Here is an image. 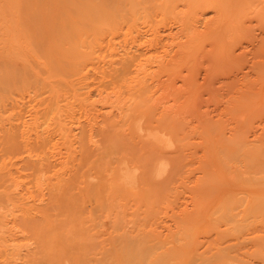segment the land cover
Segmentation results:
<instances>
[{"label":"rangeland","instance_id":"rangeland-1","mask_svg":"<svg viewBox=\"0 0 264 264\" xmlns=\"http://www.w3.org/2000/svg\"><path fill=\"white\" fill-rule=\"evenodd\" d=\"M232 1L207 39L217 14L189 0H0V264H264V0ZM178 23L189 35L204 23L199 41L185 30L196 52Z\"/></svg>","mask_w":264,"mask_h":264},{"label":"bare ground","instance_id":"bare-ground-1","mask_svg":"<svg viewBox=\"0 0 264 264\" xmlns=\"http://www.w3.org/2000/svg\"><path fill=\"white\" fill-rule=\"evenodd\" d=\"M168 1H169V0H168ZM189 1H190V3H188V4L190 5V7H194L195 10L198 9L199 7H200L201 9H202V8H203V9H207V8L209 9V8H210V11H211V9H213L214 12L217 14V15H215L216 17L213 16L212 19H210L211 17H210L209 19L206 18L207 20H211V21H213V22L209 21V22H207V23H205V24L203 23V24L206 26L207 30H206V29H204V31H202L203 29L201 30L203 24H201V25H202L201 28H200L201 31L197 28L200 32H203V34H204V32L209 33L208 30H210V31H211V30H217V32H218L219 30L217 29V27H219V26L222 24V22H223L222 20H223L224 13H227L228 16H229V13L232 12V11H228V12H226V10H230V8L235 7V5H236V4L230 2V1H232V0H230L229 2H230L233 6H231L229 2H227V3L225 4L226 0H225V2H224V0H221L223 3H221L220 0H189ZM218 1H219V2H218ZM233 1H235V0H233ZM233 1H232V2H233ZM253 1H254V0H253ZM255 1H256V0H255ZM177 2L179 3V1H177ZM239 2H240V3H239ZM239 2L236 1V3H238V5L242 4V0H240ZM248 2H249V4H250V2L252 3V1H250V0H249V1L246 0V3H248ZM90 3H91V2H90ZM140 3H141V2H140ZM171 3H172V2H171ZM180 3H181V2H180ZM260 3H261V2H260ZM263 3H264V1H263ZM73 4H74V3H73ZM93 4H94V3H93ZM93 4H91V6H92ZM183 4H184V3H183ZM183 4H181V5L183 6ZM222 4H224L227 8H226L224 5H222ZM228 4H229V8H228ZM242 5H243V4H242ZM94 6H95V5H94ZM94 6H92V7H94ZM171 6H172V4H171ZM171 6H170V7H171ZM184 6H185V4H184ZM223 6H224V7H223ZM172 7H174V4H173ZM179 7H181V6H179ZM185 7H186V6H185ZM185 7H183V9L181 8L182 11L184 10ZM258 7H259V6H258ZM188 8H189V6H188ZM225 8H226V10H225ZM237 8H238V7H237ZM94 9H95V8H94ZM94 9H93V10H94ZM171 9H173V8H171ZM175 9H176V7H175ZM177 9H178V8H177ZM186 9H187V8H186ZM240 9H241V8H240ZM70 10H72V9L70 8ZM114 10H115V9H114ZM173 10H174V9H173ZM190 10H191V8H190ZM193 10H194V9H193ZM231 10H232V9H231ZM236 10H237V9H236ZM257 10L260 11L259 8H257ZM257 10H252V11H255L254 13H256V16L259 15V14H257L258 12H256ZM161 11H162V9H161ZM163 11H165V10H163ZM180 11H181V10H180ZM180 11H178V12H180ZM182 11L180 12V14H178V13H176V11L174 10V12H175L176 14L180 15V17H182L181 15H184V13H185V14L187 13V12H184V11H185V10H184V11H183V14H182ZM199 11H200V10H199ZM199 11H198V12H199ZM203 11H204V10H203ZM234 11H235V10H234ZM171 12H173V11H171ZM174 12H173V13H174ZM192 12H193V11H192ZM196 12H197V11H196ZM198 12H197V13H198ZM212 12H213V11H212ZM246 12H247V11H246ZM10 13H11V12H10ZM200 13H201V12H199L198 14H200ZM202 13H203V12H202ZM259 13H260V12H259ZM11 14H12V13H11ZM11 14H9V15H11ZM161 14H163V12H162ZM165 14H166V13H165ZM165 14H163V15H165ZM188 14H189V13H188ZM190 14H191V13H190ZM190 14H189V15H190ZM192 14H193V13H192ZM227 14H225V16H224V21H225L226 19L228 20ZM262 14H263V13H262ZM71 15H72V14H71ZM169 15H170V14H169ZM171 15H172V14H171ZM178 15H172V16H174V18H175V16L177 17ZM186 15H187V14H186ZM189 15H188V16H189ZM201 15H202V14H201ZM231 15H232V14H231ZM231 15H230V16H231ZM263 15H264V14H263ZM12 16H13V14H12ZM124 16H125V15H124ZM167 16H168V14H167ZM188 16H185L186 18H185V20L183 21V22H184V25H185V23H186V19H187ZM191 16H192V15H191ZM191 16H190L189 18H191ZM203 16H204V15H203ZM256 16H255V17H256ZM1 17H4V16L1 15ZM10 17H11V16H10ZM61 17H62V16H61ZM63 17H64V16H63ZM145 17H146V16H144V18H145ZM195 17H196V16H195ZM214 17L216 18V20H213ZM225 17H226V18H225ZM258 17H259V16H258ZM258 17H257V18H258ZM69 18H70V17H69ZM163 18H164V17H163ZM183 18H184V16H183ZM196 18H197V17H196ZM251 18H252V17H251ZM262 18H263V17H262ZM152 19H153V18H152ZM175 19H176V18H175ZM180 19H182V18H180ZM199 19H200V18H198V20H199ZM229 19H230V18H229ZM248 19H249V18H248ZM258 19H259V18H258ZM12 20H14V19H12ZM44 20H45V19H44ZM65 20H66V18H65ZM149 20H150V19H149ZM149 20H148V21H149ZM189 20H190V19H189ZM189 20H187V21H189ZM196 20H197V19H196ZM198 20H197L196 22L199 23ZM202 20H203V19H202ZM241 20H242V19H241ZM66 21H67V20H66ZM72 21H73V20H72ZM151 21H152V20H151ZM159 21H162V19L159 20ZM174 21H175V20H174ZM179 21H180V20H179ZM181 21H182V20H181ZM192 21H195V20H192ZM203 21H205V20H203ZM244 21H245V20H244ZM260 21H261V18H260ZM8 22H9V21H8ZM62 22H63V21H62ZM67 22H68V21H67ZM152 22H154V21H152ZM162 22H163V21H162ZM190 22H191V21H189L188 24H190ZM200 22H201V21H200ZM205 22H206V21H205ZM229 22H230V21H229ZM13 23H14V22H13ZM13 23H12V25H13ZM70 23H71V22H70ZM156 23H158V22H156ZM156 23H154V24H156ZM193 23H194V22H193ZM261 23L263 24L264 21H262ZM1 24H2V22H1ZM10 24H11V22H10ZM178 24H179V23H178ZM181 24H182V22H181ZM191 24H192V22H191ZM225 24H226L225 26H228V25H227L228 23L225 22ZM58 25H59V24H58ZM192 25H195V24H192ZM192 25H191V26H192ZM234 25H235V24H234ZM236 25H237V24H236ZM36 26H37V25H36ZM66 26L68 27V26H69V23H68V25H66ZM156 26H157V25H156ZM179 26H180V24H179ZM12 27H13V26H12ZM39 27H40V26H39ZM41 27H43V26H41ZM41 27H40V28H41ZM73 27H74V26H73ZM195 27H196V26H195ZM223 27H224V26H223ZM238 27H239V26H238ZM50 28H51V27H50ZM59 28H60V27H59ZM180 28L183 29V31L186 30V29L184 30V27H182V25L180 26ZM240 28H241V27H240ZM5 29H6V28H5ZM60 29H61V28H60ZM67 29H69V28H67ZM154 29H155V28H154ZM192 29H193V30H192L193 34H191V35H192V37L194 38V35H195V34L197 35L198 31H197V29L194 28V27H192ZM221 29H222V28H221ZM224 29H225V28H224ZM226 29H227V27H226ZM234 29L236 30L237 27H234ZM243 29H244V28H243ZM246 29H247V28H246ZM9 30H10V29H9ZM44 30H45V29H44ZM50 30H51V29H50ZM205 30H206V31H205ZM34 31H35V30H34ZM45 31H46V30H45ZM52 31H55V30H51V32H52ZM67 31L69 32V30H67ZM180 31H181V30H180ZM183 31H181L182 34H183ZM186 31H187V30H186ZM186 31H185L184 34H186ZM188 31H189V29H188ZM188 31H187V34L189 33ZM226 31H227V30H226ZM226 31H225V32H226ZM237 31H238V30H237ZM6 32H7V31H6ZM64 32H65V31H64ZM190 32H191V31H190ZM192 32H191V33H192ZM194 32H197V33L194 34ZM200 32H199V33H200ZM225 32L223 31V33H225ZM12 33L14 34V32H12ZM40 33H41V32H40ZM69 33H70V32H69ZM71 33H72V32H71ZM157 33H158V32H157ZM176 33H177V32H176ZM215 33H216V32H215ZM226 33H227V32H226ZM226 33H225L224 35H226ZM235 33H236V32H235ZM7 34H8V33H7ZM178 34H179V33H178ZM184 34H183V37H184V38H187V40L185 39L187 42H186V41H185V42L183 41V42H182L183 44H181V45H184L185 43H188V44H189L188 41H190V39H192V42H194V40L196 41V40H198V39H201V38H199L200 36H198L199 34H198L197 36L195 35L196 38H195L194 40H193V38L191 37V35L188 34V36H190V39H189L188 36H187V34H186V35H184ZM238 34H239V33H238ZM238 34H237V35H238ZM176 35H177V34H176ZM204 35H205V34H204ZM207 35H209V34H207ZM207 35H205V36H207ZM220 35H221V33H220ZM228 35H229V34H228ZM245 35H246V32H245ZM61 36H62V35H61ZM186 36H187V37H186ZM217 36H218V35H217ZM217 36H216V37H211V38H217ZM222 36H223V35H222ZM226 36H227V35H226ZM226 36H225V37H226ZM66 37H67V36H66ZM177 37H178V36H177ZM181 37H182V36H181ZM197 37H198V38H197ZM10 38H11V36H10ZM12 38H13V37H12ZM12 38H11V39H12ZM178 38H179V37H178ZM205 38L208 39L209 37L207 36V37H205ZM211 38H209V39H211ZM220 38H221V37H220ZM222 38H223V37H222ZM141 39H142V38H141ZM207 39H206V41H207ZM228 39H229V38H228ZM4 40H5V39H4ZM13 40H15V39L13 38ZM64 40H65V39H64ZM174 40H175V37H174ZM180 40H181V39H180ZM221 40H222V39H221ZM198 41H199V40H198ZM198 41H197V43H198ZM216 41H218V40H216ZM216 41L214 40L213 43L215 44ZM226 41H227V38H226ZM3 42H4V41H3ZM13 42H15V41H13ZM201 42H202V41L200 40V43H198V44L200 45ZM207 42H208V41H207ZM15 43H16V42H15ZM176 43H177V42H176ZM180 43H181V42H180ZM190 43H191V42H190ZM197 43H196V44H197ZM223 43H224V42H223ZM228 43H229V42H228ZM228 43H227V44H228ZM231 43H232V42H231ZM18 44H19V43L17 42V45H18ZM174 44H175V43H174ZM178 44H179V41H178ZM188 44L184 45L185 48H186V47H189V45H190V47H189L190 49H192V47H193V49H195V48L198 49V48H197V47H198V44H197V45L194 44V45H196L195 48H194L193 45L191 46L192 43L189 44V45H188ZM227 44H226V45H227ZM19 45H20V44H19ZM28 45H29V44H28ZM175 45H176V44H175ZM210 45L213 46V44H210ZM224 45H225V44H224ZM173 46H174V45H173ZM215 46H216V45H215ZM177 47H179L178 49H180V48H181L180 44H179ZM177 47H176V48H177ZM210 47H211V46H210ZM217 47H218V46H217ZM185 48H184V49H185ZM202 48H203V47H202ZM205 48H206V47H205ZM220 48H222V50L220 49L221 51H224V49H223L224 47H223L222 41H221ZM173 49H174V48H173ZM187 49H188V48H187ZM193 49H192V50H193ZM218 49H219V48H218ZM233 49H234V48H233ZM19 50H20V49H19ZM80 50H81V48H80ZM145 50H146V49H145ZM181 50H182V49H180L179 51H181ZM185 50H186V49H185ZM185 50H183V51L185 52ZM200 50H201V49H200ZM211 50H212V49H211ZM170 51H171V50H170ZM193 51H195V50H193ZM209 51H210V50H209ZM218 51H219V50H217V51L215 50V54H216V52H218ZM221 51H220V52H221ZM225 51H227V50H225ZM11 52H12V51H11ZM13 52H14V51H13ZM80 52H81V51H80ZM195 52H196V51H195ZM213 52H214V51H213ZM7 53H8V52H7ZM15 53H16V52H15ZM15 53H13V54H15ZM17 53H18V52H17ZM17 53H16V54H17ZM167 53H168V52H167ZM169 53H171V52H169ZM181 53H182V52H181ZM190 53H191V52H190ZM225 53H226V52H225ZM229 53H230V52H229ZM10 54H11V53H10ZM16 54H15V55H16ZM25 54H26V53H25ZM183 54L185 55V53H183ZM219 54H220V53H219ZM221 54H222V53H221ZM5 55H6V54H5ZM17 55H19V54H17ZM26 55H27V54H26ZM188 55H189V54H188ZM212 55H213V54H212ZM216 55H217V54H216ZM22 56H23V55H22ZM127 56H128V55H127ZM145 56H146V55H145ZM155 56H156V55H155ZM164 56H165V54H164ZM168 56H169V55H168ZM173 56H176V55L173 54L172 57H173ZM201 56H202V55H201ZM217 56H218V55H217ZM8 57H9V56H8ZM16 57H20V56H16ZM151 57L153 58V56H151ZM157 57H160V56H157ZM166 57H167V56H166ZM177 57H178V56H177ZM214 57H215V56H214ZM225 57H226V56H225ZM2 58H3V57H2ZM39 58H40V57H39ZM146 58H147V57H146ZM149 58H150V56H149ZM184 58H185V57H184ZM184 58H183V59H184ZM7 59H8V58H7ZM7 59H6V60H7ZM18 59H19V58H18ZM27 59H28V58H27ZM41 59H42V58H41ZM129 59H130V57H129ZM162 59H163V57H162ZM165 59H166V58H165ZM165 59H164V60H165ZM171 59H172V58H171ZM171 59H170V60H171ZM176 59H177V58H176ZM199 59H200V58H199ZM11 60H12V59H11ZM130 60H131V59H130ZM133 60H134V59H133ZM137 60H138V59H137ZM147 60H148V59H147ZM147 60H146V61H147ZM150 60H151V58H150ZM152 60H154V59H152ZM156 60H159V59H156ZM173 60H175L174 57H173ZM126 61H127V60H126ZM161 61H163V60H161ZM176 61L179 62L180 59H177ZM195 61H196V60H195ZM1 62H2V61H1ZM26 62H27V61H26ZM52 62H53V61H52ZM129 62H130V61H129ZM140 62H141V61H140ZM144 62H145V61H144ZM156 62H157V61H155V64H156ZM163 62H165V61H163ZM172 62H173V61H172ZM180 62H181V61H180ZM141 63H142V62H141ZM146 63L149 64V63H152V62H146ZM146 63H145V64H146ZM165 63H166V62H165ZM165 63H164V64H165ZM54 64H55V63H54ZM145 64H144V66H145ZM157 64H158V62H157ZM160 64H161V62H160ZM160 64H159V66L157 65L158 68L163 67V66H162L163 64H162V65H160ZM172 64H174V63H172ZM52 65H53V64H52ZM131 65H132V64H131ZM142 65H143V64H142ZM142 65H141V68H142ZM149 65H150V64H149ZM149 65H148V66H149ZM151 65H153V64H151ZM166 65L169 66L170 64L168 63V64H166ZM190 65H191V64H190ZM7 66H8V65H7ZM47 66H48V65H47ZM71 66H72V65H71ZM135 66H136V65H135ZM185 66H186V65H185ZM257 66H258V65H257ZM9 67H10V66H9ZM11 67H12V66H11ZM45 67H46V66H45ZM48 67H49V66H48ZM58 67H59V65H58ZM138 67H139V66H138ZM145 67H146V66H145ZM145 67H144V68H145ZM164 67H166V66H164ZM175 67H176V66H175ZM177 67H179V66H177ZM59 68H60V67H59ZM139 68H140V67H139ZM139 68H138V71H139ZM167 68H168V67H167ZM254 68H255V67H254ZM12 69H13V68H12ZM14 69H15V68H14ZM142 69H143V68H142ZM142 69H140V72L142 71V73H144V72H145V71H144L145 69H143V70H142ZM179 69L181 70V68H179ZM256 69H257V68H256ZM10 70H11V69H10ZM55 70L57 71V69H55ZM146 70H147V69H146ZM153 70L155 71V69H153ZM153 70H151V71H153ZM177 70H178V69H177ZM180 70H179V71H180ZM17 71H18V69H17ZM160 71H162V70L160 69L158 72H160ZM4 72H5V71H4ZM28 72H29V71H28ZM35 72H36V71H35ZM54 72H55V71H54ZM104 72H105V71H104ZM140 72H139V73H140ZM155 72H157V70H156ZM176 72H177V71H176ZM262 72H263V71H262ZM17 73H18V72H17ZM136 73H137V72H136ZM145 73H147V72H145ZM149 73H150V72H149ZM177 73H178V72H177ZM112 74H113V72H112ZM132 74H133V72H132ZM137 74H138V73H137ZM147 74H148V73H147ZM147 74H146V75H147ZM161 74H163V73H161ZM36 75H37V74H35V76H36ZM138 75H139V74H138ZM138 75H137V76H138ZM146 75H145L144 77H139V78H138V77H137V78L135 77L136 79L133 78L134 83H137V81H138V83L135 84V86L138 85V86H139V87L137 86V87H138V90L141 91V92L146 91V89H147V84L149 83V82L147 83L148 80H147V78H146ZM57 76H58V75H57ZM135 76H136V75H135ZM147 76L150 77L151 75L148 74ZM158 76H160V73H159ZM174 76H175V75H174ZM176 76H177V75H176ZM36 77H37V76H36ZM130 77H131V76H130ZM130 77H129V78H130ZM153 77H154V76H153ZM153 77L151 76L152 80H153ZM168 77H169V76H168ZM179 77H180V76H179ZM61 78H62V77H61ZM155 78H156V76H155ZM158 78H159V77H158ZM164 78H165V77H164ZM174 78H175V77H174ZM189 78H191V77H189ZM116 79H117V78H116ZM121 79H122V78H120V80H118V81L120 82ZM168 79H169V78H168ZM180 79H181V78H180ZM193 79H195V78H193ZM193 79H192V80H193ZM263 79H264V76H263ZM0 80H1V79H0ZM43 80H44V79H43ZM123 80H124V79H123ZM125 80H127V78H126ZM173 80H174V79H173ZM176 80H177V78H176ZM127 81H128V80H127ZM135 81H136V82H135ZM157 81H159V80H157ZM157 81H156V82H157ZM161 81H162V80H160V83H161ZM167 81H168V80H167ZM189 81H191V79H190ZM119 82H118V83H119ZM122 82H123V81H122ZM124 82H125V81H124ZM131 82H132V81H131ZM131 82H130L129 84H131ZM156 82H155V83H156ZM168 82H169V81H168ZM185 82L188 83V81H185ZM192 82H193V81H192ZM23 83H24V82H23ZM120 83H121V82H120ZM127 83H128V82H126V84H127ZM132 83H133V82H132ZM150 83H151V82H150ZM153 83H154V82H153ZM249 83L251 84V82H249ZM123 84H124V83H123ZM126 84H124V85H125V86L129 85V84H127V85H126ZM163 84H164V82H163ZM167 84H168V83H167ZM183 84H184V83H183ZM190 84H191V83H190ZM250 84H249V85H250ZM124 85H123V86H124ZM150 85H151V84H150ZM161 85H162V84H161ZM170 85L172 86V84H170ZM184 85H186V84H184ZM56 86H57V85H56ZM129 86H130V85H129ZM132 86H133V85H131V87H132ZM155 86H156V84H155ZM159 86H160V85H159ZM164 86H165V84H164ZM173 86H174V85H173ZM175 86H176V85H175ZM192 86H193V85H192ZM131 87H130V88H131ZM137 87H134V89H130V90L128 89L129 93H131V91H132L133 96H134V95H135V92L138 91V90H137V91L135 90V88L137 89ZM153 87H154V86L152 85V88H153ZM166 87H167V86H166ZM177 87H178V86H177ZM184 87H186V86H184ZM187 87H189L190 89H192V88H191L190 86H188V85H187ZM187 87H186V89H187ZM113 88H114V87H113ZM132 88H133V87H132ZM154 88H155V87H154ZM154 88H153L152 91H154ZM156 88L159 89L158 85H157ZM162 88H163V87H162ZM162 88L160 87V90H161ZM171 88H173V87H170V89H171ZM189 88H188L187 90H189ZM157 89H156V91H157ZM168 89H169V88H168ZM134 90H135V91H134ZM160 90H159V91H160ZM176 90H177V89H176ZM257 90H258V89H257ZM163 91H167V88L164 87V90H163ZM172 91H175V90L173 89ZM178 91H179V90H178ZM183 91H185V90H183ZM194 91H195V90H194ZM243 91H244V90H243ZM243 91H241V92H243ZM57 92H58V91H57ZM114 92H115V91H114ZM157 92H158V91H157ZM157 92H156V93H157ZM116 93H118V92H116ZM132 93H131V94H132ZM165 93H166V92H165ZM256 93H257V92H256ZM110 94H111V93H110ZM114 94H115V93H114ZM138 94H139V93H138ZM189 94H190V93H189ZM111 95H112V94H111ZM150 95H151V94H150ZM153 95H154V94H153ZM156 95H157V94H156ZM159 95H160V94H159ZM164 95H165V94H164ZM108 96H109V95H108ZM133 96L131 97V95H130V99H129V100H131L130 102H133V99H131V98H133ZM162 96H163V94H162ZM190 96H191V95H190ZM239 96H240V95H239ZM31 97H32V96H31ZM104 97H105V96H104ZM114 97H115V96H114ZM120 97H121V96H120ZM145 97H146V96H145ZM152 97H153V96H152ZM154 97H155V96H154ZM243 97H244V96H243ZM78 98H79V97H78ZM80 98H81V97H80ZM97 98H98V97H97ZM99 98H100V97H99ZM109 98H110V97H109ZM111 98H112V97H111ZM117 98H118V96L116 95L115 100H116ZM137 98H138V97H137ZM137 98H136V95H135L134 99L136 100V102H137ZM241 98H242V96H241ZM95 99H96V98H95ZM100 99H101V98H100ZM122 99H123V98H122ZM165 99H166V97H165ZM165 99H164V100H165ZM195 99H196V98H195ZM56 100H57V99H56ZM84 100H85V99H84ZM84 100H83V101H84ZM101 100H102V99H101ZM112 100H113V98H112ZM115 100H114V101H115ZM117 100H120V98L117 99ZM151 100H153V99H151ZM71 101H72V100H71ZM120 101H121V100H120ZM120 101H118V102H119V103H122V102H123V101H122V102H120ZM138 101H139V100H138ZM67 102H68V101H67ZM67 102H66V103H67ZM89 102H90V101H89ZM98 102H99V101H98ZM100 102H101V101H100ZM100 102H99V103H100ZM108 102H109V101H108ZM108 102H107V103H108ZM110 102H111V100H110ZM127 102H128V101H127ZM139 102H140V101H139ZM155 102H156V101H155ZM162 102H163V101H162ZM175 102H176V101H175ZM49 103H50V102H49ZM73 103H74V102H73ZM93 103H94V102H93ZM96 103H97V102H96ZM112 103H113V102H112ZM112 103H111V104H112ZM133 103H134V102H133ZM150 103H152V101H151ZM169 103H170V102H169ZM30 104H31V103H30ZM86 104H87V103H86ZM124 104H126V103H124ZM134 104H135V103H134ZM140 104H142V103H140ZM154 104H155V103H154ZM154 104H153V105H154ZM158 104H159V102H158ZM175 104H176V103H175ZM175 104H174V105H175ZM180 104H181V103H180ZM103 105H104V104H103ZM107 105H110V104H107ZM113 105H114V104H113ZM119 105L121 106V108H122V106H124V105H121V104H118V105H117L116 103H115L114 106L116 107V106H119ZM127 105H128V104H127ZM127 105H126V106H127ZM137 105H138V102H137ZM146 105H147V104L145 103V106H146ZM153 105H152V106H153ZM172 105H173V104H172ZM182 105H183V104H182ZM51 106H52V105H51ZM75 106H76V105H75ZM114 106H113V107H114ZM120 106H119V107H120ZM133 106H134V105H133ZM169 106H170V105H169ZM180 106H181V105H180ZM55 107H56V106H55ZM109 107H110V106H109ZM141 107H144V106H141ZM148 107H150V105H149ZM148 107H147V108H148ZM155 107H156V105H155ZM176 107H177V106H176ZM16 108H17V107H16ZM56 108H57V107H56ZM111 108H112V106H111ZM127 108H128V107H127ZM138 108H140V107H138ZM180 108H181V107H180ZM122 109H123V108H122ZM142 109H143V108H142ZM145 109H146V108H144L143 111H145ZM148 109H149V108H148ZM163 109H165V108H163ZM171 109H172V108H171ZM174 109H176V108H174ZM123 110H124V109H123ZM138 110H139V109H138ZM140 110H141V109H140ZM140 110H139V111H140ZM184 110H185V109H184ZM119 111H120V110H119ZM125 111H126V107H125ZM135 111H136V110H135ZM165 111H166V110H165ZM173 111H174V110H173ZM88 112H89V111H88ZM136 112L138 113V111H136ZM141 112H142V111H141ZM141 112H140V113H141ZM184 113H185V111H184ZM184 113H183V114H184ZM64 114H65V113H64ZM124 114H125V113H124ZM175 114H176V113H175ZM126 115H127V117H128V114H126ZM142 115H143V114H142ZM142 115H141V116H142ZM143 116H144V115H143ZM123 118H125V116H124ZM129 118H132V117L129 116ZM129 118H128V119H129ZM133 118H134V117H133ZM133 118H132V119H133ZM136 118H137V117H136ZM132 119H131V120H132ZM175 119H176V118H175ZM57 120H58V119H57ZM131 120H130V121H131ZM134 122H135V121H134ZM143 122L146 124V121H143ZM139 123H140V122H139ZM139 123L137 122V125H138ZM59 124H60V123H59ZM72 124H73V123H72ZM128 124H130V122H129ZM145 124H144V125H145ZM147 124H148V123H147ZM147 124H146V126H147ZM60 125H61V124H60ZM70 125H71V124H70ZM132 125H135V126H136V124H132ZM139 125H140V124H139ZM141 125H142V124H141ZM61 126H62V125H61ZM67 126H68V125H67ZM129 126H130V125H129ZM135 126H134V127H135ZM148 126H149V125H148ZM55 127H56V126H55ZM86 127H87V126H86ZM149 127H150V126H149ZM61 128L63 129V126H62ZM64 128H65V127H64ZM145 128H146V127H145ZM203 128H205V127L203 126ZM65 129H66V128H65ZM68 129L70 130V128H68ZM146 129L148 130L149 128H146ZM155 129H156V128H155ZM11 130H12V129H11ZM20 130H21V129H20ZM63 130H64V129H63ZM69 130H67V134H70V133H68ZM138 130H139V129H138ZM144 130H145V129H144ZM144 130H143V132H145ZM147 130H146V132H147ZM150 130H151V129H150ZM150 130H149V131H150ZM164 130H165V129H164ZM64 131H65V130H64ZM140 131H142V130H140ZM167 131H168V130H167ZM151 132H152V130H151L150 133H148V134H149V135H150V136H151L156 142H158L159 144L161 143L162 146L165 145V144L167 143V140L163 137V136H165V135H163V136L159 135V134L162 133L163 131H161L159 134H158V133H154V132L151 133ZM16 133H17V132H16ZM62 133H63V131H62ZM163 133H164V132H163ZM168 133H169V132H168ZM67 134L65 135V132H64V134H62V135H63V137H65V136L68 137ZM148 134H147V135H148ZM64 135H65V136H64ZM11 136H12V135H11ZM69 136H70V135H69ZM92 136H93V135H92ZM139 136H140V135H139ZM167 136H168V135H166V137H167ZM43 138H44V137H43ZM68 138H69V137H68ZM12 139H13V138H12ZM90 139H91V138H90ZM8 140H9V139H8ZM40 141H41V140H40ZM43 141H44V140H43ZM70 141H71V140H70ZM115 141H116V140H115ZM151 141H152V140H151ZM217 141H218V140H217ZM219 142H220V141H219ZM41 143H42V142H41ZM44 143H45V142H44ZM49 143H50V142H49ZM62 143H63V142H62ZM38 144H39V143H38ZM65 144L67 145V148H68V144H67L66 142H65ZM69 144H70V142H69ZM201 144H203V143H201ZM212 144H213V143H212ZM217 144H218V142H217ZM35 145H36V144H35ZM40 145H41V144H40ZM45 145H46V144H45ZM63 145H64V144H63ZM113 145H114V144H113ZM151 145H152V144H151ZM16 146H17V145H16ZM42 146H43V145H42ZM69 146H70V145H69ZM210 146H211V145H210ZM9 147H10V146H9ZM204 148H205V147H204ZM206 148H207V147H206ZM262 148H263V147H262ZM69 149H71V147H70ZM75 149H76V148H75ZM162 149H164V148H162ZM207 149H208V148H207ZM207 149H206V151H207ZM210 149H212V148H210ZM113 150H115V149H113ZM12 151H13V150H12ZM66 151H67V150H66ZM71 151H72V150H71ZM46 152H47V151H46ZM115 152H116V151H115ZM115 152H114V153H115ZM208 152H209V151H207V153H208ZM211 152H212V150H211ZM261 152H263V151H261ZM47 153H48V152H47ZM65 153H66V152H65ZM207 153H206V154H207ZM243 153H244V152H243ZM31 154H32V153H31ZM54 154H56V152H55ZM54 154H53V155H54ZM66 154H69V153L67 152ZM45 155H46V154H45ZM57 155H58V154H57ZM59 155H60V154H59ZM72 155H73V154H71V156H72ZM207 155H208V154H207ZM211 155H213V154H211ZM257 155H258V153H257ZM54 156H55V155H54ZM71 156H69V158H70ZM159 156H160V155H159ZM159 156H158V157H159ZM106 157H107V155H106ZM164 157H165V156H164ZM59 158H60V157H59ZM63 158H64V157H63ZM69 158H68V159H69ZM107 158H108V157H107ZM110 158H112V160H113V157L110 156ZM132 158H133V157H132ZM132 158H131V159H132ZM160 158H161V157H160ZM210 158H211V157H210ZM213 158H214V157H213ZM72 159H73V158H72ZM133 159H134V158H133ZM165 159H166V158H165ZM207 159H208V158H207ZM261 159H263V158H261ZM64 160H65V159H64ZM154 160H155V159H154ZM59 161L61 162V159H59ZM116 161H118V160H116ZM161 161H162V160H161ZM165 161H166V164H167V161H168V160H165ZM214 161H215V160H214ZM110 162H111V161H110ZM120 162H121V161H120ZM130 162H131V161H130ZM142 162H143V161H142ZM158 162H159V160H158ZM163 162H164V161H163ZM207 162H208V161H207ZM244 162H245V161H244ZM65 163H66V161H65ZM65 163H64V164H65ZM201 163H202V162H201ZM61 164H62V162H61ZM64 164H63V165H64ZM102 164H104V162H103ZM110 164H112V163H110ZM116 164H117V163H116ZM131 164H132V162H131ZM162 164H163V163H162ZM166 164H165V166H166ZM212 164H213V162H212ZM253 164H256V163H253ZM262 164H263V161H262ZM117 165H118V164H117ZM122 165H123V164H122ZM158 165H159V164H158ZM64 166L67 167V166H69V165H66V164H65ZM100 166H101V163H100ZM100 166H99L100 169L103 168V167H100ZM120 166H121V165H120ZM123 166H124V165H123ZM167 166H168V164H167ZM167 166H166V167H167ZM140 167H141V166H140ZM153 167H154V166H153ZM67 168H68V167H67ZM110 168H111V167H110ZM110 168H109V169H110ZM125 169H126V166H125ZM130 169H131V168H129V169L127 168L125 171L128 170V172H129ZM134 169H135V168H134ZM162 169H163V166H157V167H155L154 173H157V174L159 173V176H160V175H161L160 172L163 171ZM207 169L209 170V168H207ZM214 169H215V168H214ZM67 170H68V169H67ZM67 170H66V171H67ZM103 170H104V169H102V173L104 172ZM237 170H238V169H237ZM62 171H63V170H62ZM64 171H65V169H64ZM111 171H112V168H111ZM152 171H153V170H152ZM216 171H217V170H216ZM227 171H228V168H227ZM249 171H250V170H249ZM257 171H258V170H257ZM46 172H47V171H46ZM99 172H101V171H99ZM107 172H108V169H107ZM122 172H123V171H122ZM142 172H144V171H142ZM205 172H206V171H205ZM207 172H208V171H207ZM209 172H211V171H209ZM224 172H225V171H224ZM229 172H230V169H229ZM237 172H238V171H237ZM237 172H236V173H237ZM243 172H244V171H243ZM245 172H246V171H245ZM57 173H58L57 175H59V172H57ZM94 173H95V172H94ZM119 173H120V172H119ZM129 173H131V172H129ZM222 173H223V172H222ZM226 173H227V172H226ZM254 173H255V172H254ZM55 174H56V173H55ZM96 174H97V173H96ZM103 174H104V173H103ZM105 174H106V173H105ZM108 174H109V173H107V176H108ZM135 174H136V173H134V175H135ZM141 174H142V173H141ZM143 174H144V173H143ZM146 174H147V173H146ZM146 174H145V176H146ZM246 174H247V173H246ZM246 174H243V175H246ZM120 175H121V174H120ZM147 175H148V174H147ZM247 175H248V174H247ZM0 176H1V175H0ZM60 176H61V174H60ZM62 176H63V175H62ZM91 176H92V174H91ZM95 176H96V175H95ZM97 176H98V174H97ZM152 176H153V175H152ZM155 176H156V174H155ZM161 176H162V175H161ZM205 176H206V175H205ZM250 176H251V175H250ZM49 177H50V176H49ZM55 177H56V176H55ZM63 177H64V176H63ZM98 177H99V176H98ZM133 177H134V176H133ZM148 177H149V176H148ZM222 177H223V176H222ZM241 177H242V176H241ZM254 177H255V176H254ZM254 177H253L252 179H254V181H256L257 177H255L256 179H255ZM47 178H48V176H47ZM90 178H91V177H90ZM90 178H89V179H90ZM96 178H97V177H96ZM134 178H135V177H134ZM89 179H87V180H89ZM127 179L129 180L130 177H128ZM153 179H154V178H153ZM204 179L207 181L206 178H204ZM204 179H203V180H204ZM246 179H247V178H246ZM263 179H264V178H263ZM0 180H1V179H0ZM56 180H57V179H56ZM85 180H86V179H85ZM133 180H134V179H133ZM139 180H142V179H139ZM144 180H145V179H144ZM208 180L210 181V178H209ZM6 181H7V180H6ZM62 181H63V178H62ZM147 181H148V180H147ZM239 181H240V180H239ZM244 181H245V179H244ZM65 182H66V180H65ZM96 182L98 183V181H96ZM96 182H95V183H96ZM148 182H149V181H148ZM202 182L204 183V181H202ZM260 182H261V181H260ZM59 183L61 184V177H60V182H59ZM63 183H64V182H63ZM95 183H94V184H95ZM100 183H101V182H100ZM100 183H99V184H100ZM102 183H103V182H102ZM102 183H101V184H102ZM209 183H210V182H209ZM239 183H240V182H239ZM245 183H246V182H244V185H246ZM253 183H254V182H253ZM14 184H15V183H14ZM39 184H40V183H39ZM60 184H59V185H60ZM92 184H93V183H92ZM94 184H93V186L90 184V185L92 186V189L90 188V189L92 190V192H93V190H94V189H93ZM108 184H109V182H108ZM197 184H198V183H197ZM229 184H230V183H229ZM236 184H237V183H236ZM254 184H255V183H254ZM254 184H253V185H254ZM259 184H260V183H259ZM261 184H262V183H261ZM0 185H1V184H0ZM37 185H38V184H37ZM40 185H41V184H40ZM96 185H97V184H95V186H96ZM110 185H111V184H109V185L106 186V187L109 188ZM247 185H248V184H247ZM1 186H2V185H1ZM16 186H17V185H16ZM55 186H56V185H55ZM57 186H58V182H57ZM100 186H102V185H100ZM208 186H209V185H208ZM242 186H243V185H242ZM63 187H64V185H63ZM246 187H247V186H246ZM248 187H249V185H248ZM57 188H58V187H57ZM94 188H95V187H94ZM100 188H102V187H100ZM146 188H147V187H146ZM198 188H199V187H198ZM208 188H209V187H208ZM249 188H250V187H249ZM258 188H260V187H258ZM258 188H256V189H258ZM63 189H64V188H63ZM90 189H89V190H90ZM135 189H137V188H135ZM143 189H144V188H143ZM205 189H206V188H205ZM254 189H255V188H254ZM5 190H6V189H5ZM101 190H102V189H100V191H101ZM150 190H151V189H150ZM200 190H201V188H200ZM105 191H106V193H107L108 190H105ZM148 191H149V190H148ZM151 191H152V190H151ZM201 191H202V190H201ZM1 192H2V191H1ZM92 192H91V193H92ZM101 193H103V192H101ZM144 193H146V192L144 191ZM103 194H104V193H103ZM153 194H154V192H153ZM249 194H251V193H249ZM263 194H264V193H263ZM90 195H91V194H90ZM92 195H93V194H92ZM148 195H149V194H148ZM151 195H152V194H151ZM205 195H206V193H205ZM3 196H4V195H3ZM3 196H2V197H3ZM5 196H6V195H5ZM105 196H106V195H105ZM258 196H262V195H258ZM107 197H108V196H107ZM125 197H126V196H125ZM248 198H249V202H250V200H251L253 197H252V196H249ZM123 199H124V198H123ZM253 199L256 200V199H258V197L256 196V197L253 198ZM0 200H1V199H0ZM4 200H5V199H4ZM8 200H9V199H8ZM8 200H7V201H8ZM19 200H20V199H19ZM103 200H104V199H103ZM108 200H109V199H108ZM118 200H119V199H118ZM204 200H205V199H204ZM5 201H6V200H5ZM12 201H13V200H12ZM15 201H16V200H15ZM199 201H200V200H199ZM227 201H228V200H227ZM9 202H11V201L9 200ZM17 202H18V201H17ZM105 202H106V201H105ZM107 202H108V201H107ZM107 202H106V203H107ZM147 202H148V201H147ZM189 202H190V201H189ZM197 202H198V201H197ZM200 202H201V201H200ZM237 202H238V201H237ZM2 203H3V202H2ZM195 203H196V202H195ZM12 204H13V203H11V205H12ZM22 204H23V203H22ZM26 204H27V203H26ZM201 204H202V203H201ZM226 204H227V203H226ZM234 204H235V203H234ZM260 204H261V203H260ZM13 205H14V204H13ZM16 205H17V203H16ZM18 205L21 206L19 203H18ZM115 205H117V202H115ZM195 205H196V204H195ZM228 205H229V204H228ZM228 205H227V206H228ZM238 205H239V203H238ZM14 206H15V205H14ZM14 206H13V207H14ZM104 206H105V205H104ZM104 206H103V207H104ZM201 206H202V205H201ZM0 207H1V206H0ZM21 207H22V206H21ZM69 207H70V206H69ZM114 207H115V206H114ZM117 207H118V206H117ZM194 207H195V206H194ZM119 208H120V207H119ZM119 208H118V211L120 210ZM202 208H203V206H202ZM229 208H230V207H229ZM103 209H105V207H104ZM199 209H200V208H199ZM31 210H32V209H31ZM105 210H106V209H105ZM200 210H201V209H200ZM1 211H2V210H1ZM9 211H10V210H9ZM120 211H121V210H120ZM120 211H119V212H120ZM108 212H109V211H108ZM1 213H2V212H1ZM1 213H0V215H2ZM4 213H5V212H4ZM224 213H225V212H224ZM228 213H229V212H228ZM248 213H250V212H248ZM248 213H246V214L248 215ZM187 214H188V213H187ZM226 214H227V213H226ZM229 214H230V213H229ZM243 214H244V213H243ZM179 215H180V214H179ZM181 215H182V214H181ZM223 215H224V214H223ZM221 216H222V215H221ZM227 216H229V215H227ZM230 216H231V215H230ZM0 217H1V216H0ZM5 217H6V216H5ZM119 217H120V216H119ZM186 217H187V216H186ZM218 217H219V216H218ZM254 217H255V216H254ZM182 218H184V217H182ZM235 218H236V217H235ZM184 219H185V218H184ZM221 219H222V218H221ZM224 219H225V217H224ZM230 219H232V218H230ZM2 220H3V219H2ZM4 221H5V220H4ZM4 221H3V222H4ZM225 221H226V220H225ZM219 222H220V221H219ZM236 222H237V221H236ZM7 224H8V223H7ZM7 224H6V225H7ZM236 224H237V223H236ZM237 225L239 226V223H238ZM237 225H236V226H237ZM0 226H1V225H0ZM2 226H4V224H2ZM4 227H5V226H4ZM6 228H7V226H6ZM15 228H16V227H15ZM3 229H4V228H3ZM3 229H2V227L0 228V230L3 231V234H5V233L7 232V231H5V230H7V229H4V230H3ZM10 230H11V229H10ZM183 230H184V228H183ZM2 231H0V232H2ZM4 231H5V232H4ZM180 231H181V230H180ZM8 232H9V231H8ZM181 233H182V232H181ZM181 233H180V236H182ZM0 234H1V233H0ZM178 234H179V233H178ZM16 235H17V234H16ZM4 236H5V235H0V238H1V239H3V238L6 239V237H4ZM187 236H188V235H187ZM187 236H186V237H187ZM2 237H3V238H2ZM186 237H185V238H186ZM174 238H175V237H174ZM186 239H187V238H186ZM132 240H133V239H132ZM135 240H136V239H135ZM135 240H134V241H135ZM115 241H116V240H115ZM115 241H114V242H115ZM117 241H118V240H117ZM1 242H3V243L0 244V247H2V246L4 245L5 240H4V241L1 240L0 243H1ZM130 242H131V241H129V243H130ZM148 242H149V241H148ZM115 243H116V242H115ZM121 243H123V242H121ZM134 243H135V242H134ZM183 243H184V242H183ZM12 244H13V243H11V246H13V247H12L11 249H13V250L16 251V249H18V247H17L18 244H16V245H15V243H14L13 245H12ZM130 244L132 245V242H131ZM184 244H185V243H184ZM9 245H10V244H9ZM6 246H7V245H6ZM14 246L17 247V248L15 249ZM19 246H20V245H19ZM23 246H24V245H23ZM116 246H117V245H116ZM3 247H4V246H3ZM118 247H120V246H117V247H116V248L120 251V249H119ZM153 247H154V245H153ZM9 248H10V247H9ZM128 248L130 249V245L128 246ZM128 248H127V249H128ZM117 249H116V250H117ZM19 250H20V249H18V251H16L18 255H19V253H20ZM133 250H134V249H133ZM4 251H5V250H4ZM7 251H8V249H7ZM119 251H118V252H119ZM129 251H130V250H129ZM127 252H128V251H127ZM8 253H9V252H8ZM14 253H15V252L13 251V255H14ZM9 254H11V253H9ZM15 254H16V253H15ZM9 256H10V255H9ZM15 256H16V255H15ZM15 256H13L12 259H14ZM21 257H22V256H21ZM15 258H16V257H15ZM17 258H18V257H17ZM8 259H9V258H8Z\"/></svg>","mask_w":264,"mask_h":264},{"label":"clouds","instance_id":"clouds-1","mask_svg":"<svg viewBox=\"0 0 264 264\" xmlns=\"http://www.w3.org/2000/svg\"><path fill=\"white\" fill-rule=\"evenodd\" d=\"M154 178H155L156 180H161V179H163V177H162V176H159V175L155 176ZM93 182H95L94 179H93ZM122 182L125 184V187H127V188L130 189V190H132V189L135 188V184H134V183H129V182L127 181V178H125L124 181H122Z\"/></svg>","mask_w":264,"mask_h":264}]
</instances>
